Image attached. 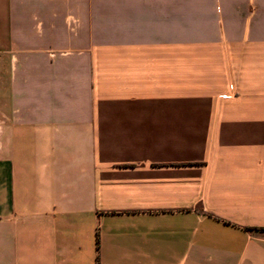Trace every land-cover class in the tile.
<instances>
[{"label": "crops", "instance_id": "obj_1", "mask_svg": "<svg viewBox=\"0 0 264 264\" xmlns=\"http://www.w3.org/2000/svg\"><path fill=\"white\" fill-rule=\"evenodd\" d=\"M260 229L264 0H0V264H264Z\"/></svg>", "mask_w": 264, "mask_h": 264}, {"label": "trees", "instance_id": "obj_2", "mask_svg": "<svg viewBox=\"0 0 264 264\" xmlns=\"http://www.w3.org/2000/svg\"><path fill=\"white\" fill-rule=\"evenodd\" d=\"M247 230H249V231H251V230L256 231L257 229H249V228H247ZM260 230H264V229H260Z\"/></svg>", "mask_w": 264, "mask_h": 264}]
</instances>
